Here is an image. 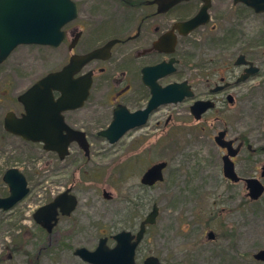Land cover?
Returning <instances> with one entry per match:
<instances>
[{"label": "rangeland", "instance_id": "1", "mask_svg": "<svg viewBox=\"0 0 264 264\" xmlns=\"http://www.w3.org/2000/svg\"><path fill=\"white\" fill-rule=\"evenodd\" d=\"M232 3L214 0V14L226 13L229 17V24L220 22V32L229 27L231 37L236 38L231 39H235L231 45L247 48L258 43L262 53L264 13L233 8ZM206 33L218 36L217 32ZM220 46V51L226 47ZM64 59L61 48L18 47L0 64V119L16 108L14 98L20 91L60 69ZM90 106L87 104L83 111ZM241 111L244 117L237 112L227 117L231 132H252L256 139H264V135H258L264 122V102H251ZM101 121L99 127L108 123L106 119ZM193 128L184 108L170 104L152 115L144 128L129 131L114 146L103 143L112 150L97 159L101 160L97 178L82 181L76 215L62 220L51 236L36 226L31 213L45 202L51 183H60L62 176L51 174L50 154L23 149L21 142L7 141L0 134V196L7 193L1 177L10 167L29 176L36 196L7 214L0 213V264H88L75 256V248L93 251L104 235L121 229L136 231L153 204L158 207V215L138 247L137 264L148 256L165 264H264L253 258L264 249V193L251 201L242 183L222 181L220 152L214 142L199 138ZM162 161L167 163L163 181L141 186L143 169ZM262 165V152L251 156L244 150L236 170L241 176L260 178ZM103 191L111 198H104ZM22 205L24 212L19 211ZM210 231L215 239L207 237Z\"/></svg>", "mask_w": 264, "mask_h": 264}, {"label": "flooded vegetation", "instance_id": "2", "mask_svg": "<svg viewBox=\"0 0 264 264\" xmlns=\"http://www.w3.org/2000/svg\"><path fill=\"white\" fill-rule=\"evenodd\" d=\"M70 1L76 7V17L62 27L61 43L56 47L47 46L64 50V64L60 69L50 72L60 71L69 64L73 57L87 55L103 48L109 42L115 41V43L100 57L93 58L83 65L72 77L77 84L88 78L91 80V86L87 98L80 107L60 111L61 128L56 133H52V129L48 131L59 141H69L65 154L61 157L59 150H45L42 142L24 139L5 129L8 113L13 115L12 121L18 126L15 128H22L21 122L27 117L23 96L38 80L15 96L16 108L6 111L0 119V134L3 139L7 141L15 139L18 144L21 142L20 144L24 145L23 149L41 150L50 154L51 174L55 172L62 176L60 183H51L45 202L32 209L33 221L35 211L43 205L53 203L58 195L67 192L68 198L69 196L75 198L73 209L67 215L62 214L59 207L56 209L57 221L50 232L34 221L38 228L51 236L58 231L62 220H70L76 215L79 209L78 193L82 181L85 178H97L101 170V160L97 159L112 150L107 149L103 143L114 146L129 131L144 128L152 115L170 104L184 108V112L193 123L192 130L198 134L199 138L214 142L220 152L222 181L231 185L242 183L246 190L247 179H255L264 185V176H262L264 165L260 167V178L256 175L241 176L236 170L237 159L244 150L251 156L257 152L264 154V139H256L252 132L233 134L227 123V117L231 113L237 112L240 116H245L241 111L244 105L251 102H264V51L262 53L259 51L261 44L259 46L258 43H254L253 46L247 48L231 45L236 39L231 37V28L228 27L225 30L223 28L220 32L219 26L220 22L229 24V17L226 13L221 16L214 14V0H210L206 20L204 18L205 22L203 21L204 23L193 29H190L188 23L199 15L204 5L202 0H183L167 10L164 9L162 0ZM232 7H243L246 11L256 14L245 4H234V0ZM207 31L217 32L218 36H210L206 33ZM232 38L235 39L231 40ZM173 41V51H165L171 48ZM220 45L226 46L225 49L220 51ZM37 46L40 45H19L0 64L4 63L18 47ZM233 48L236 50L230 52ZM170 61H172L174 70L168 75L159 76L157 72L146 71ZM146 82H152L160 88L171 84L184 85L190 96H185L176 103L159 105L151 111L141 127L127 130L115 143H110L106 137L102 136V132L109 128L115 111H121L123 108L127 113L135 114L148 106L152 94L150 85ZM60 97V91H52V99L55 103ZM69 97L73 101L77 100L80 97L79 87H75ZM87 104L91 106L84 112ZM102 119L108 120V123L99 127ZM261 127L262 132L258 135H264V122ZM34 128L36 134V126L32 127V121L30 126L26 124L25 130L31 132L25 134L34 135L32 133ZM217 139L220 143H217ZM251 141H254L255 145L251 144ZM229 150L235 152V155H230ZM225 156H229V161L233 163L239 181L234 182L224 176ZM152 165H147L143 169L139 182L142 175ZM10 169H17L24 176L28 192L10 209H0V213L3 214L13 211L26 200L36 199V196H33L35 192L30 185L29 176L17 167L7 168L3 172L1 180L7 188V193L1 195L0 198L9 196V187L3 178ZM61 184L60 189L56 191L55 188L58 189ZM140 185L143 186L141 183ZM63 208L69 211L70 206L65 202ZM24 210L25 205L19 207L20 212ZM123 230L130 231L121 229L116 233ZM113 235L103 236L107 238V244L110 247L115 243ZM77 249L75 248L74 252Z\"/></svg>", "mask_w": 264, "mask_h": 264}, {"label": "water", "instance_id": "3", "mask_svg": "<svg viewBox=\"0 0 264 264\" xmlns=\"http://www.w3.org/2000/svg\"><path fill=\"white\" fill-rule=\"evenodd\" d=\"M161 1V0H160ZM183 0H162L165 10L176 5ZM204 5L199 15L192 19L188 24L190 29L204 23L207 17V10L210 6V0H202ZM242 3L252 8L255 13L264 12V0H234V4ZM76 7L70 0H0V63L3 62L15 47L24 44H37L45 46H58L63 39L62 27L76 17ZM203 17V19H202ZM205 18V20H204ZM204 21V22H203ZM115 41L107 43L103 48L97 49L87 55L76 56L70 59L68 65H65L60 71L48 73L39 79L30 90L23 96L27 117L21 122L22 128L16 129L13 115L8 113L5 120V129L13 134L22 136L24 139L35 142H42L45 150L55 149L60 151L63 157L68 140L59 141L57 137L48 133H56L62 126L60 111L80 107L88 96L91 80L77 81L72 79L73 75L91 59L100 57L105 51H108ZM174 41L171 48L165 50L173 51ZM174 70L172 61L166 64H160L156 67L147 69L148 72H157L159 76H165ZM150 85L152 97L148 106L135 114L127 113L123 108L121 111H115L114 119L109 128L102 132L110 143H115L129 129L141 127L147 120L151 111L159 105L176 103L185 96H190L184 85L171 84L165 88H160L152 82H146ZM75 87H79L80 97L73 101L70 94ZM60 91L61 97L55 103L52 99V91ZM200 104V103H197ZM36 115V118H35ZM32 121L36 126L32 131L34 135L25 134L31 132L26 129V124L30 126ZM18 127V126H17ZM217 143H220L217 139ZM230 155L235 152L229 150ZM229 156L224 157L223 174L234 182L239 181L235 174L233 163L229 161ZM166 162L153 164L143 175L140 183L150 187L163 180V170ZM262 176H264V167ZM3 180L9 187V196L0 198V209L8 210L18 201H20L28 192L26 180L17 169L8 170ZM248 196L251 200H257L264 192V186L255 179H247ZM67 192L57 196L55 201L38 208L34 215V221L50 232L57 221V208H60L62 214H68L75 204L73 196L67 197ZM106 199L111 196L103 192ZM67 202L70 206L65 211L63 206ZM158 215V207L154 204L151 211L140 222L137 232L120 231L112 236L115 244L113 247L107 245V238H100L96 248L89 251L86 248H78L75 255L89 264H136V249L144 238L148 226L155 224ZM209 239H214L213 232L208 233ZM257 261H264V249L259 250L253 255ZM142 264H164L155 256L146 257Z\"/></svg>", "mask_w": 264, "mask_h": 264}]
</instances>
